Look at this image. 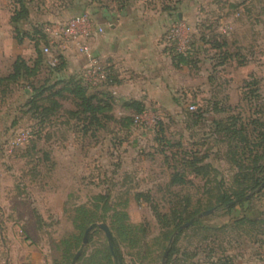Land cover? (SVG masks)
Returning <instances> with one entry per match:
<instances>
[{
    "label": "rangeland",
    "instance_id": "1",
    "mask_svg": "<svg viewBox=\"0 0 264 264\" xmlns=\"http://www.w3.org/2000/svg\"><path fill=\"white\" fill-rule=\"evenodd\" d=\"M23 5L14 22L17 0H0V77L16 59L37 67L0 83V264H71L77 252L75 264H112L99 224L118 264H264V184L248 189L264 177V0ZM139 5L180 15L166 36L186 63L170 97L141 111L101 94L95 122L63 90L71 76L48 64L43 29Z\"/></svg>",
    "mask_w": 264,
    "mask_h": 264
},
{
    "label": "crops",
    "instance_id": "2",
    "mask_svg": "<svg viewBox=\"0 0 264 264\" xmlns=\"http://www.w3.org/2000/svg\"><path fill=\"white\" fill-rule=\"evenodd\" d=\"M89 14L90 51L110 74V83L95 90L97 97L106 93V98L112 96L118 103L169 98L178 66L171 59L166 33L180 15L157 5L121 10L95 8ZM53 46L61 59V71L67 76L79 75L87 57L79 54L73 44L64 47L56 42Z\"/></svg>",
    "mask_w": 264,
    "mask_h": 264
},
{
    "label": "trees",
    "instance_id": "3",
    "mask_svg": "<svg viewBox=\"0 0 264 264\" xmlns=\"http://www.w3.org/2000/svg\"><path fill=\"white\" fill-rule=\"evenodd\" d=\"M17 3L19 5L18 11L16 13V17L13 18V21L16 22L19 18H24L27 16V11L26 8L23 5V0H17ZM121 8V7H120ZM118 10H121V9ZM170 12H173L172 10H167ZM45 39V36H44ZM170 50V55L172 56L171 59L173 61V63L176 66H180L183 63H186V57L183 54H179L176 52V50L173 47H169ZM60 61V65L59 62L56 65L57 69L61 70V59H59ZM37 64V62H36ZM37 67L34 68H29L25 65V63L23 61H20V59H16L15 62L12 65V72L11 74H9L7 77H0V83L4 82V81H16L19 77H21V75H27V76H33L35 75V70ZM110 83V74L107 75V81H106V85ZM66 92L70 93L73 97H75L78 101H79V106L81 107V111L80 113L82 115H86L89 116L91 120L97 122L99 115H101L103 113V105H102V100L98 97H96L95 95H87V87H85L82 84V81L80 78L76 77L75 75H72L71 77H69L68 81L65 83L64 89ZM123 107L127 108V109H134L136 111H141L142 110V105L140 102L137 101H127V102H123ZM255 159H260V158H264V153H262L261 155H255L254 156ZM261 169V168H259ZM262 171H264V163L262 166ZM252 180V179H251ZM172 183H182L183 179L181 177H172L171 180ZM264 184V177H262V179L258 180V179H253V181L251 182L250 186L248 189L254 190L257 187H259L260 184ZM245 193H239L236 198V201H240L245 199V197H247V194ZM219 202L221 205L226 206L227 208L232 207L230 204L232 201L226 200V196L222 195L219 199ZM248 221H252L248 218ZM87 230V228L85 227V229H83L82 231V236L81 239H84L85 236V231ZM108 254L112 259V264H118V262H116L117 260V256L118 253L116 251L115 245L112 244V250L109 249L108 246ZM116 262V263H115Z\"/></svg>",
    "mask_w": 264,
    "mask_h": 264
},
{
    "label": "built area",
    "instance_id": "4",
    "mask_svg": "<svg viewBox=\"0 0 264 264\" xmlns=\"http://www.w3.org/2000/svg\"><path fill=\"white\" fill-rule=\"evenodd\" d=\"M91 27V17L87 11L71 17L60 25L46 26L43 29L46 44L42 48V53L49 58L50 66H56L58 59L51 51L54 43L57 42L64 47L69 44L75 45L78 53L87 57L79 78L85 87L92 89L106 84L108 72L102 62L90 51L87 39L91 35ZM98 32H101V29Z\"/></svg>",
    "mask_w": 264,
    "mask_h": 264
},
{
    "label": "water",
    "instance_id": "5",
    "mask_svg": "<svg viewBox=\"0 0 264 264\" xmlns=\"http://www.w3.org/2000/svg\"><path fill=\"white\" fill-rule=\"evenodd\" d=\"M213 210H209L207 212H204L201 214V216H205V215H209L212 213ZM191 222L187 223V225H189ZM187 225H184L183 227L187 226ZM98 229H100L101 231H103V233L105 234V237L106 239L108 240L109 242V249L112 250V245H111V235H110V231L108 229V227L105 225V224H99L97 225ZM93 226H90L87 228V230L85 231V236H84V239H83V242L82 244L83 245H86L87 243V236H88V233L92 230ZM80 255V252H77L74 257H73V261L71 264H75V261L77 260L78 256ZM166 256V252L164 253V257Z\"/></svg>",
    "mask_w": 264,
    "mask_h": 264
}]
</instances>
